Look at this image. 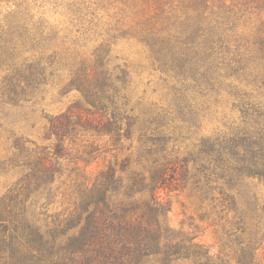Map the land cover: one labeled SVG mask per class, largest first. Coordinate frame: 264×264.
<instances>
[{"label":"trees","instance_id":"trees-1","mask_svg":"<svg viewBox=\"0 0 264 264\" xmlns=\"http://www.w3.org/2000/svg\"><path fill=\"white\" fill-rule=\"evenodd\" d=\"M231 22L208 11L205 0H200L190 7L176 6L140 26L139 41L152 63L174 79L176 117L193 111L188 92L202 97L219 93L220 77L245 75L252 58L264 65V31L255 41V55L247 56L242 38L228 34ZM55 36L20 11L5 17L0 25V62L9 73L1 93L8 101L25 98L53 74L57 53L44 55L41 49ZM107 42L89 56H80L69 70L66 86L81 92L84 102L70 104L48 119V133L56 139L54 149L30 147L18 137L13 140L8 165L22 167L24 174L0 201V264H145L156 255L167 261L191 258L200 261L194 260L195 264H218L192 238L174 241L162 228L161 194L182 190L188 183L197 188L201 176L206 184L212 175L229 183L243 174L264 183V102L241 98L236 107L244 126L203 140L199 150L206 160L178 155L172 144L169 149L171 136L166 131L171 112L128 105L123 93L126 72H116L118 65L109 68ZM253 80L264 87L263 76ZM79 135L107 137L104 144L111 150L128 153L118 166L101 171L92 184L75 181V215L64 225L52 222L42 227L28 213L36 203L28 201L32 194L49 200L61 174L59 160L69 156L68 145ZM92 143L88 155L98 149ZM212 189L220 211L234 212L231 225L244 232V214L232 196L221 186ZM251 218L254 237H264V225L259 226L254 215ZM232 233V227L225 230L227 241ZM241 250L237 264H252L251 253Z\"/></svg>","mask_w":264,"mask_h":264},{"label":"rangeland","instance_id":"rangeland-1","mask_svg":"<svg viewBox=\"0 0 264 264\" xmlns=\"http://www.w3.org/2000/svg\"><path fill=\"white\" fill-rule=\"evenodd\" d=\"M196 2L200 0H0V25L9 13H25L56 33L41 53H57L53 74L46 75V81L17 101H8L1 93L2 81L9 72L0 62V201L11 193L24 174L22 167L8 165L13 157L14 138L23 139L30 147L54 149L56 139L48 133V119L70 104L84 102L81 92L66 86L69 70L80 56H89L98 45L106 44L107 38L109 68L118 65L116 72L120 73V69L126 72L123 93L128 105L140 110L159 108L171 112L167 114L166 131L171 136L169 149L172 144L178 155L206 160L207 155L199 150L203 140L244 126L236 107L238 101L247 98L264 102V87L253 80L264 77V65L258 59L250 60L245 75L220 77L219 93L202 97L188 92L193 111L178 118L174 111V79L157 69L139 41L140 26L147 20L173 11L176 6L190 7ZM205 3L208 11L211 9L232 21L227 25L231 28L228 34L233 32V37L242 38L248 49L246 55L254 56L255 41L264 31V0H205ZM106 140L107 137L79 135L68 145L69 156L59 160L61 174L52 185L49 200L32 194L28 201L36 203L28 213L38 219V225L45 227L52 222L64 225L75 215L78 198L74 182L90 185L109 165L118 166L128 151L111 150L104 144ZM91 142L93 147L98 144V149L88 155ZM212 186H221L232 196L244 214L247 226L244 232L236 231L231 225L234 212L220 211L215 200L217 192ZM161 197L165 211L160 224L174 241L192 238L190 241L218 264H237L243 248L251 253L252 264H264V237H254L256 228L251 220L254 215L260 221L259 226L264 225V183L256 177L243 174L225 183L212 175L211 182L208 179L206 184L201 176L199 187L188 183L182 190L163 192ZM41 204L43 207L39 208ZM231 227V241H227L225 230ZM194 260L167 261L156 255L145 264H195Z\"/></svg>","mask_w":264,"mask_h":264}]
</instances>
